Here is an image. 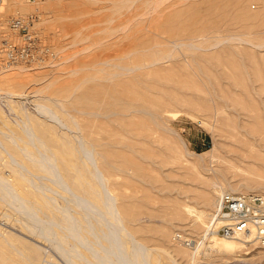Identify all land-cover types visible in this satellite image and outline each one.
Returning a JSON list of instances; mask_svg holds the SVG:
<instances>
[{
    "label": "rangeland",
    "instance_id": "obj_1",
    "mask_svg": "<svg viewBox=\"0 0 264 264\" xmlns=\"http://www.w3.org/2000/svg\"><path fill=\"white\" fill-rule=\"evenodd\" d=\"M6 10L33 14L53 55L0 54V264H138L134 247L147 264H264V246L204 240L217 195L264 193V0ZM1 34L18 38L7 22Z\"/></svg>",
    "mask_w": 264,
    "mask_h": 264
},
{
    "label": "built area",
    "instance_id": "obj_2",
    "mask_svg": "<svg viewBox=\"0 0 264 264\" xmlns=\"http://www.w3.org/2000/svg\"><path fill=\"white\" fill-rule=\"evenodd\" d=\"M33 14L21 15L7 12L6 0H0V23L18 34L13 39L0 35V54L10 63L42 65L51 59V49L30 29ZM53 52V51H52ZM208 229L225 237L239 238L247 244L264 246V193L256 191H223L208 218ZM175 241L189 245L191 240L179 232L173 234Z\"/></svg>",
    "mask_w": 264,
    "mask_h": 264
},
{
    "label": "bare ground",
    "instance_id": "obj_3",
    "mask_svg": "<svg viewBox=\"0 0 264 264\" xmlns=\"http://www.w3.org/2000/svg\"><path fill=\"white\" fill-rule=\"evenodd\" d=\"M48 61H50V60H48ZM4 67L5 68H7L8 66L7 65H4ZM3 90V89H2ZM1 88H0V93H1ZM4 91H6V90H4ZM3 91V92H4ZM2 92V93H3ZM6 92H8L9 94H10V96H13V97H18V95H16L15 96V94L12 92V91H6ZM3 95V94H2ZM1 96V95H0ZM2 97V96H1ZM4 97V96H3ZM7 97V96H6ZM9 97V96H8ZM7 97V98H8ZM7 98H5V99H7ZM11 98V97H10ZM8 100V99H7ZM119 113V112H118ZM106 115V114H105ZM95 124V123H94ZM102 134V133H101ZM77 138V137H76ZM68 141V140H67ZM70 143H72V142H70ZM81 143H82V141H81ZM78 144V143H77ZM81 145V144H80ZM79 146V145H78ZM184 146V145H183ZM81 151H83V153H84V155H82V156H80L81 158L80 159H82L83 157L84 158H88L89 157V153L87 152V149H86V147H84V146H82L81 147ZM90 160H91V158H89ZM93 159V158H92ZM87 160V159H86ZM80 161V160H79ZM92 161V160H91ZM81 163V162H80ZM79 166V165H78ZM92 166H94V163H93V165ZM95 167V166H94ZM44 168V167H43ZM78 168V167H77ZM96 168H97V166H96ZM77 170V169H76ZM80 170V169H79ZM88 170V169H87ZM97 174H94V173H91V177H93V178H95V179H97L98 180V177H101V176H99V175H101L102 173H101V171H100V169H98L97 168ZM89 171V170H88ZM94 171H96V170H94ZM76 172V171H75ZM78 172V171H77ZM85 174V173H84ZM78 175V173H76V176ZM103 175V174H102ZM84 176V175H83ZM85 176H87V175H85ZM84 176V177H85ZM98 176V177H97ZM77 177H79V176H77ZM77 177H74L75 179H77ZM81 177V176H80ZM88 177V176H87ZM83 178V177H82ZM90 178V177H89ZM5 179V178H4ZM92 179V178H91ZM100 179V178H99ZM77 180H79V178L77 179ZM76 180V181H77ZM5 181H7V182H10L9 180H5ZM75 181V180H74ZM61 182V181H60ZM98 182V181H97ZM77 183V182H76ZM81 183V182H80ZM79 183V184H80ZM91 183V182H90ZM84 185V184H83ZM87 186H88V184H86ZM90 185V184H89ZM79 186V185H78ZM82 186V185H81ZM93 186H95V185H93ZM100 186V185H99ZM101 187V186H100ZM83 188V187H82ZM102 189H104V185H103V183H102V187H101ZM61 189H62V187H61ZM63 189H64V187H63ZM96 189V188H95ZM101 189V190H102ZM88 190V189H87ZM4 191H2L1 192V197H2V193H3ZM6 192V191H5ZM92 192V191H91ZM97 192H95V194H96ZM104 193V192H103ZM112 193V192H111ZM83 194V193H82ZM91 196V195H90ZM98 197H102V196H100V194H98ZM97 197V198H98ZM10 198H12V197H10ZM87 198V197H86ZM92 198V197H91ZM96 198V199H97ZM217 198H218V195L216 196V198H215V202H214V206L216 205V201H217ZM97 200H99V198L97 199ZM101 203L103 204L102 205V207L104 208V211H103V208L102 207H100V208H102L101 209V213L103 214L101 217H104V220L105 221H108L110 224V226H112V227H110V228H113V229H117V227L119 228L120 227V223H119V218H117V216H115V214L114 213H112V211H111V208H110V206H108L109 205V203H107V200H108V198L104 195L102 198H101ZM12 201H13V199H12ZM96 201V200H95ZM106 203V204H105ZM99 206H100V204H99ZM83 212V211H82ZM89 212V211H88ZM93 212H95V210L93 211ZM98 212V211H97ZM104 212V213H103ZM99 213V212H98ZM212 213V212H211ZM88 214V213H87ZM90 214H92V213H90ZM90 214H89V217H92L93 215H95V213H93L91 216H90ZM88 216V215H87ZM95 217V216H94ZM100 217V218H101ZM96 218V217H95ZM99 218V217H98ZM99 218V219H100ZM102 219V218H101ZM103 220V219H102ZM101 220V221H102ZM103 220V221H104ZM108 222H107V225H108ZM105 223V222H104ZM104 223H103V225H104ZM106 224V223H105ZM123 226V225H122ZM43 228V227H42ZM45 229V228H44ZM48 229V228H47ZM40 231V230H39ZM51 231V230H50ZM44 232V231H43ZM47 232V231H46ZM38 233V232H37ZM213 233H215V234H218V235H221L220 233H216V232H214V231H211V230H209V229H207L206 230V233H205V235H204V240L205 239H207L209 236H210V234H213ZM42 235V234H41ZM208 236V237H207ZM221 236H223V235H221ZM95 237V236H94ZM223 237H225V236H223ZM226 238H230V237H226ZM196 244V242L192 245V246H194ZM249 245V244H248ZM257 246V245H256ZM213 248H215V247H212V248H210L209 247V249H213ZM133 250V249H132ZM134 250H135V254H137V256H138V258H139V262H138V264H147V259H146V257H145V255H144V251L141 249V248H137V247H134ZM133 250V251H134Z\"/></svg>",
    "mask_w": 264,
    "mask_h": 264
}]
</instances>
